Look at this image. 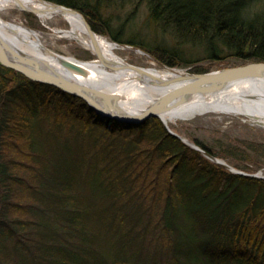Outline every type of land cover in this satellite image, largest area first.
<instances>
[{
  "label": "trees",
  "instance_id": "1",
  "mask_svg": "<svg viewBox=\"0 0 264 264\" xmlns=\"http://www.w3.org/2000/svg\"><path fill=\"white\" fill-rule=\"evenodd\" d=\"M46 1L170 68L264 62V0ZM135 4L149 37L110 15ZM0 264H264V179L213 163L158 117L110 119L0 66Z\"/></svg>",
  "mask_w": 264,
  "mask_h": 264
},
{
  "label": "bare ground",
  "instance_id": "2",
  "mask_svg": "<svg viewBox=\"0 0 264 264\" xmlns=\"http://www.w3.org/2000/svg\"><path fill=\"white\" fill-rule=\"evenodd\" d=\"M23 10L36 11L44 26L54 16L62 17L67 24L60 30L62 36L74 39L95 54L96 59L80 60L48 50L39 33L23 22ZM14 11L19 13L11 15ZM8 15L13 19H7ZM0 38L14 50L45 62L50 69L77 83L97 86L104 92L113 93L123 111L130 114L146 109L162 94L169 92L171 87L163 86V82L176 80L185 72L167 66L158 67L153 63L149 67L130 64L117 54L126 46L99 34L90 35L80 14L53 8L42 0H0ZM138 51L145 54L142 50ZM210 113L239 116L264 126V77L237 81L216 93L194 96L163 119L172 130V122L187 121Z\"/></svg>",
  "mask_w": 264,
  "mask_h": 264
},
{
  "label": "rangeland",
  "instance_id": "3",
  "mask_svg": "<svg viewBox=\"0 0 264 264\" xmlns=\"http://www.w3.org/2000/svg\"><path fill=\"white\" fill-rule=\"evenodd\" d=\"M15 13L19 12H11V15ZM21 14L25 25L39 33L41 41L51 52L72 56L80 60L96 59L97 56L95 54L80 46L74 39L62 36L60 30L67 27L62 17L54 16L47 23V26H44L36 14L27 11H22ZM11 15L6 18L12 20L13 17ZM110 15L115 18L117 23H121L126 17L132 19V23H128V25L130 24L128 34H135L138 38H144L154 33L153 29L147 27L149 10L145 4L127 5L121 9L111 11ZM118 17H120V21L117 20ZM158 37L160 42L166 40V42L170 43L167 36L159 34ZM106 38L109 39L108 37ZM148 39L146 41H150V38ZM109 40L112 41L111 39ZM115 43L127 47L124 50L117 51V54L132 65L149 67L153 63L158 67H166L152 54L140 47ZM138 50L144 51L145 54L139 53ZM190 52L195 53L192 54L194 59H200L204 56V53L199 50H191ZM237 65L239 64L235 60L222 63L201 60V62L196 64V67L212 72ZM173 69H182L185 72L195 73L190 68L178 67ZM171 126L173 132L182 138L194 144H196L195 141H199L206 145L211 152L218 155V157L214 158L223 160L232 168L249 174H261L264 177V153L258 151L260 146H264V126L252 124L251 121H246L239 116L220 113L197 116L187 121L178 120L172 122Z\"/></svg>",
  "mask_w": 264,
  "mask_h": 264
},
{
  "label": "water",
  "instance_id": "4",
  "mask_svg": "<svg viewBox=\"0 0 264 264\" xmlns=\"http://www.w3.org/2000/svg\"><path fill=\"white\" fill-rule=\"evenodd\" d=\"M42 1L49 3L53 8L80 14L85 21L89 34L93 36L96 34L91 28L90 24L87 22L86 18L79 11L46 0ZM23 11L36 14V11ZM0 66L12 69L32 81L54 86L66 93L79 97L80 99L87 102L100 115L110 119L124 122L141 123L151 118L158 117L165 124L168 131L172 135L181 139L185 144L201 152L207 159L225 167L231 172L243 175L241 171L232 169L224 161L221 162L215 159L196 144L173 132L168 127L163 117L167 116L173 110L181 107L194 96L216 93L237 81L264 77V62H249L208 73L183 72L176 80L164 81L163 86L171 87L170 91L162 94L146 109L141 110L136 114H130L123 111V109L119 106L116 95L113 93L104 92L97 86L77 83L70 78L59 74L55 70L50 69L45 62L14 50L1 38ZM257 125L262 126V124L259 123Z\"/></svg>",
  "mask_w": 264,
  "mask_h": 264
},
{
  "label": "built area",
  "instance_id": "5",
  "mask_svg": "<svg viewBox=\"0 0 264 264\" xmlns=\"http://www.w3.org/2000/svg\"><path fill=\"white\" fill-rule=\"evenodd\" d=\"M243 175L249 176V177H254V178H259V179H264V177L261 176V174H249L246 172H242Z\"/></svg>",
  "mask_w": 264,
  "mask_h": 264
}]
</instances>
